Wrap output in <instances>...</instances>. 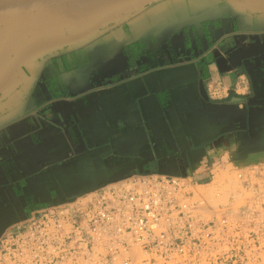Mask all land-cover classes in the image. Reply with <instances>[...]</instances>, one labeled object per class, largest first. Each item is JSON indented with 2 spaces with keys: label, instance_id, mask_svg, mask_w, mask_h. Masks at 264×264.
Here are the masks:
<instances>
[{
  "label": "crops",
  "instance_id": "crops-1",
  "mask_svg": "<svg viewBox=\"0 0 264 264\" xmlns=\"http://www.w3.org/2000/svg\"><path fill=\"white\" fill-rule=\"evenodd\" d=\"M263 140L264 0L0 13V242L134 176L210 186Z\"/></svg>",
  "mask_w": 264,
  "mask_h": 264
},
{
  "label": "built area",
  "instance_id": "built-area-1",
  "mask_svg": "<svg viewBox=\"0 0 264 264\" xmlns=\"http://www.w3.org/2000/svg\"><path fill=\"white\" fill-rule=\"evenodd\" d=\"M212 204L179 177L134 176L30 219L0 264H264V154Z\"/></svg>",
  "mask_w": 264,
  "mask_h": 264
},
{
  "label": "rangeland",
  "instance_id": "rangeland-1",
  "mask_svg": "<svg viewBox=\"0 0 264 264\" xmlns=\"http://www.w3.org/2000/svg\"><path fill=\"white\" fill-rule=\"evenodd\" d=\"M264 154V140L254 144L250 153L241 160L242 164L255 162ZM235 165H228L224 171L217 174L215 182L210 186L190 187V191L195 194V200L201 196H205L212 204H225L231 194L238 191L237 183L233 180L235 176Z\"/></svg>",
  "mask_w": 264,
  "mask_h": 264
},
{
  "label": "water",
  "instance_id": "water-1",
  "mask_svg": "<svg viewBox=\"0 0 264 264\" xmlns=\"http://www.w3.org/2000/svg\"><path fill=\"white\" fill-rule=\"evenodd\" d=\"M67 0H0V13L27 8H36Z\"/></svg>",
  "mask_w": 264,
  "mask_h": 264
},
{
  "label": "bare ground",
  "instance_id": "bare-ground-1",
  "mask_svg": "<svg viewBox=\"0 0 264 264\" xmlns=\"http://www.w3.org/2000/svg\"><path fill=\"white\" fill-rule=\"evenodd\" d=\"M226 166V165H225Z\"/></svg>",
  "mask_w": 264,
  "mask_h": 264
}]
</instances>
